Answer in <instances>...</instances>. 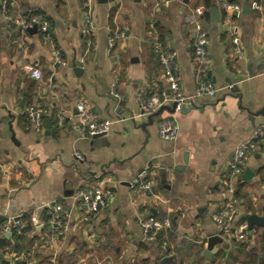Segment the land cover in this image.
Wrapping results in <instances>:
<instances>
[{"label": "crops", "instance_id": "obj_1", "mask_svg": "<svg viewBox=\"0 0 264 264\" xmlns=\"http://www.w3.org/2000/svg\"><path fill=\"white\" fill-rule=\"evenodd\" d=\"M229 1L237 11L218 0L2 1L0 232L18 215L30 228L10 249L11 235L0 234L6 242L0 264H161L164 258L167 264H263L264 229L251 220L264 217V142L246 156L240 171L232 173L229 166L236 148L255 129L264 130V117H256L252 127L239 108L264 112V0ZM212 7L219 22L212 21ZM197 8L204 9L200 21L209 39L204 79L218 90L214 97H193L201 78L191 17ZM31 12L47 21L46 35L9 23ZM156 42L174 53L182 93L192 101L181 112L163 111L143 130L147 116L140 115L139 100L169 94L153 51ZM73 57L83 62L82 75L68 68ZM28 65L42 73L41 81L30 77ZM226 80L235 83L240 100ZM78 101L97 121L110 123L102 137L79 138L72 114ZM31 108L47 111L39 127L27 114ZM59 114L68 121L59 125ZM165 119L179 126L172 141L157 134ZM145 168L150 191L131 189L128 183ZM90 186L113 193L94 214H87L77 197ZM234 200L232 233L224 236L215 215ZM53 204L66 228L51 243ZM147 219L168 221L170 236L161 234L166 228L157 234L162 239L147 241L140 227ZM217 234L222 243L207 258V238Z\"/></svg>", "mask_w": 264, "mask_h": 264}, {"label": "built area", "instance_id": "obj_2", "mask_svg": "<svg viewBox=\"0 0 264 264\" xmlns=\"http://www.w3.org/2000/svg\"><path fill=\"white\" fill-rule=\"evenodd\" d=\"M88 1V0H85ZM219 3L228 11H237L238 5L230 2L229 0H218ZM1 10L5 13V3H2ZM203 8H197L192 12V20L198 30L197 36L194 43V54L198 64L199 74L201 76L200 80L197 83L196 89L194 91L193 97L209 96L214 97L217 93V89L212 83L207 81L205 78L204 66L207 63V45L209 39L207 34L202 28L200 17L203 14ZM87 22L88 16L85 15ZM10 24H14L20 31H26L30 29H36L42 36L48 33V23L47 21L39 14L25 18L22 16H15L14 19H8ZM84 33L88 32L86 28ZM89 44V43H87ZM238 47L236 50L238 51ZM153 51L158 58V61L161 65L163 74L168 83V92L167 96H162L160 99L158 97H152L150 99H140L139 100V111L141 116H149L154 113L159 107L163 105H170L171 103H176V110L180 106L190 103L192 97H187L182 93L180 87V78L178 73V67L174 61V53L168 51L161 43L156 42L153 47ZM26 70L29 73L30 77L36 81L42 80V73L35 67L28 65ZM77 110V120L79 123L78 126V136L79 138H92L97 134H105L109 130L110 123L107 121H97L90 113L83 101H78L75 105ZM175 110V111H176ZM47 113L46 110L35 108L29 109L27 111L28 116L31 118L32 123L39 127L41 117ZM63 115L59 114L57 116L58 124L61 125L63 122ZM179 132L178 124L172 119H165L160 122L157 128V134L159 138L167 141H172L176 139ZM261 142H264V130L261 128L255 129L252 133V136L249 141L239 145L234 151L233 159L230 163V170L232 173H237L240 171L241 167L244 165V160L246 156L256 150ZM75 157L78 161L83 162V158L80 154L76 153ZM128 186L131 189H137L141 191H150L152 183L148 179L147 168L142 169L140 173L136 175L129 183ZM79 200L85 206L87 214H94L98 211V207H106L112 200L113 193L110 189L104 188L101 186H90L86 189L80 190L77 194ZM235 200L231 201L226 207L220 209L216 215L215 220L221 224V232L224 236H229L232 233L231 223L234 217L235 211ZM49 211L52 212V216L49 221V232L51 237L48 242H53L55 239L61 237L65 233L66 225L60 215V208L56 204L50 205L48 207ZM22 215H18L7 223L1 230L0 234L11 235L12 229H24L25 225L21 220ZM83 221H87V217H83ZM34 226L36 228L41 227L35 218L32 219ZM141 231L144 238L147 241H154L159 232L163 229L169 227V222L164 221L160 224L155 222L152 219L144 220L140 223ZM243 235H240L239 238L243 239ZM47 243V242H46Z\"/></svg>", "mask_w": 264, "mask_h": 264}, {"label": "water", "instance_id": "obj_3", "mask_svg": "<svg viewBox=\"0 0 264 264\" xmlns=\"http://www.w3.org/2000/svg\"><path fill=\"white\" fill-rule=\"evenodd\" d=\"M2 1L3 0H0V8H1ZM97 1H98V3H106L107 2V0H97ZM165 1L166 2H171V1H174V0H165ZM182 4L183 5H186L187 4V0H182ZM245 10L248 11L249 10V6H245ZM209 11H210V14L212 15V21L213 22H219V15H218L217 9L214 8V7H212V8H210ZM200 19L203 20V16H201ZM48 31H50V30H48ZM68 68H70L76 76H79V75H82L83 74V62L80 59H76V57H73L70 60L69 65H68ZM207 76H208V78L212 79L210 77V74L209 73H208ZM213 80L214 79H212V81ZM240 81H242V80L239 79L236 82H240ZM226 82L228 84V87L227 88H228L230 94H234V98L239 99L240 98V95L238 93L239 90L235 86V83H232V81H230V80H226ZM239 108L241 110H244L245 112H247V114H248L247 118L250 121L252 127H254V119L256 117H258V116L264 117V112L263 111H259V112L253 113V112H250L247 108H243L241 105H239ZM183 109H184V106H180L178 108V110L180 112L183 111ZM34 110H35V108H33V111ZM175 110H176V103H171L170 105H163V106L159 107L154 113H152L151 115L147 116V122L146 123H143L141 125V128L143 130H145L147 126L152 125L153 124V121H152L153 118H157L159 115L162 114L163 111H166L169 114H174L175 113ZM72 114L74 116H77L78 113H77V110L75 108L73 109ZM63 121L67 122L68 121V117L65 116L63 118ZM51 122L52 121L50 119H48L46 121V123H45V128L48 129L51 126ZM77 125L79 126V123H77ZM7 129L9 131L10 135H11V139H13L14 133L12 132V126H11V124H8ZM103 135L104 134L94 135L92 137V139H98V138L102 137ZM247 174L250 175V172L248 170H247ZM98 209H100V207H98ZM251 225L261 226L264 229V217L252 219L251 220ZM263 233H264V231H263ZM5 237H8V234H6ZM217 243H222V239L220 238V236L218 234L217 235H212V236H210V237L207 238V246H206V251H205V256L207 258L211 254H213V253L216 252V248L214 246ZM167 263H168V259L167 258L162 259L161 264H167Z\"/></svg>", "mask_w": 264, "mask_h": 264}, {"label": "trees", "instance_id": "obj_4", "mask_svg": "<svg viewBox=\"0 0 264 264\" xmlns=\"http://www.w3.org/2000/svg\"><path fill=\"white\" fill-rule=\"evenodd\" d=\"M210 7V5L206 2V4H205V8L206 9H208ZM35 14H38L37 12H31V13H28V14H25V15H23L25 18H29L30 16H33V15H35ZM22 219V218H21ZM171 221V220H170ZM3 225V221L2 220H0V227ZM29 226L27 227H25L24 229H12L11 230V238H10V242H9V244H7L8 246H7V249L9 248H12V242H14V245H16V247H18V242H19V240L23 237V236H25V235H27V233H29ZM31 230V229H30ZM161 234H165L166 236L168 235V236H170V233H169V228L168 229H166L164 232H162ZM167 236V237H168ZM157 237V236H156ZM158 239H162L163 238V236L162 235H159L158 237H157ZM3 242V244L5 245V240L4 239H0V247L2 246V243ZM263 264H264V257H263Z\"/></svg>", "mask_w": 264, "mask_h": 264}]
</instances>
